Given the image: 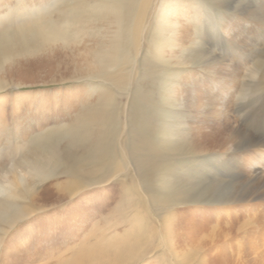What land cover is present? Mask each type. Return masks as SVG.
<instances>
[{
    "label": "rangeland",
    "instance_id": "obj_1",
    "mask_svg": "<svg viewBox=\"0 0 264 264\" xmlns=\"http://www.w3.org/2000/svg\"><path fill=\"white\" fill-rule=\"evenodd\" d=\"M45 1L0 0V19L14 25ZM100 1L75 0L74 12L68 2L57 18L86 19ZM120 1L119 19L104 27L114 49L100 72L83 64L84 45L0 40V180L24 172L8 198L23 215L0 217V254L8 256L0 264H264V157L236 149L245 134L264 139L261 22L229 0H172L190 20L174 19L163 34L161 0ZM260 1L250 9L257 17ZM3 25L0 32L19 28ZM252 102L254 121L235 113L236 103ZM90 113L103 119L93 132L66 136ZM213 182L233 201L214 199L205 189ZM195 238L219 248L194 251Z\"/></svg>",
    "mask_w": 264,
    "mask_h": 264
},
{
    "label": "bare ground",
    "instance_id": "obj_2",
    "mask_svg": "<svg viewBox=\"0 0 264 264\" xmlns=\"http://www.w3.org/2000/svg\"><path fill=\"white\" fill-rule=\"evenodd\" d=\"M74 1L73 0H47V1L43 2V4L40 7H38L36 10H33L31 13H28L27 16L23 20H20L16 24H14L15 27L19 26V28H16L14 31L13 30L12 31L6 30V31L0 32L1 33L0 34V40L1 41L3 40V42H5V44H8L11 42L12 43L15 42L14 40L16 38H20L22 44H28L34 38L37 39V37H39L46 43L56 42L58 40L59 41L62 40L63 43L65 42V45L77 43L78 45H84V48H83L84 50H80L79 54H81V55L86 54L85 58H83L84 59L83 64H85L86 67L90 71L100 72V71L106 70L107 58H109V56H110L109 51L111 49H114V46L108 40H106V41L104 40L106 37H109L108 35H110V33H111L108 31L105 32L104 27L105 26L109 27L108 25L116 23L115 21L118 20L120 17L121 7H122L123 3L120 0H101L100 2H95L90 7V9L87 11L86 19L81 17L80 14H78L77 12L72 13V14L68 13V14H66V16L58 15V18H57L56 13H62V9L59 10L61 8L59 6L67 5L68 2L72 7L73 12L76 11V9L78 7L75 5ZM228 2H229L228 4L234 9L233 11L235 13H239V11L241 10V12L243 14L249 15V17L251 18L252 21H257L258 24L260 21L261 25H262L261 27L263 30L261 32V34H264V14L257 17V14L250 12V9L251 8L253 9L252 6H255L257 8V12H258V9H260L262 6L260 0H254L252 6L242 7V8H240V5H239L240 2L239 1L229 0ZM150 3H151V1H149V5H150ZM172 3H173L172 0H168V1L167 0H161V2H159L158 6L156 7L155 16L157 17V23L159 24L157 31H159V32L163 31V34H164V31H167V29H168L166 26H169L170 23H172V21L174 19H177V18H184L185 19L186 18L187 20H190L188 13H186L184 9L179 10V8H176V6H174V4H172ZM222 3H223V0H216V5L218 7H221ZM58 7H59V9H58ZM53 14L55 16H53ZM25 15L26 14H24V16ZM60 16L62 18H60ZM72 17H76L77 19L73 20ZM2 18L3 19H0V24L3 23L4 24L3 27H5V26L11 27V25H13L10 23H5L4 22L5 17H2ZM138 19H139V17H138ZM5 20H7V19H5ZM208 21H209L210 25H212V27H217V24H220L222 22V18L218 13V15L216 14V15L211 16ZM9 22H11V21L9 20ZM137 22H138V20H137ZM174 22L177 23V21H174ZM164 23H165V26H164ZM160 24H162V25H160ZM159 28H160V30H159ZM116 34H117V32H116ZM139 34L140 35H139L138 40H139V48H140L141 43L144 40L143 27H142V30L140 31ZM130 39H131V37L126 42L129 46L131 44ZM0 48H2V47L0 46ZM161 49H162V47H160V46L157 48V50L159 52H161ZM213 53L214 52H211L212 56H211V58H209V61H213V59H216V57L214 56ZM203 54H204V51H202L198 57H200V56L202 57ZM196 59L194 62L195 63H196V61L199 62V60H198L199 58H196ZM112 62H113L112 60L109 62V69L113 66ZM129 76H130L129 79H131V74ZM108 80H111L112 82L114 81V79H108ZM1 90L2 89L0 88V91ZM16 97L18 99H21L23 97H26V94H17ZM3 99H4V96L0 95V100H3ZM255 106H257V105L254 102H252L248 105H242V106H240V105H238V103H236L235 113L240 115L241 117L250 118L249 120H251L253 118V121H254L256 119V117L259 115V112L253 111ZM263 106H264V103L261 107H263ZM78 120H79V121H77L78 126L75 129H71V133L70 132L66 133V136H70L72 138L73 136L79 135V133L81 131H84V130L86 132H87V130H89V134H90L91 132H93V131H91L90 127L93 124L95 125V123H98L99 121H103V119H101L99 117V115H95L93 113H92V115H91V113H90V115H88V114L85 116L83 115ZM80 129H83V130H80ZM75 130H76V132H75ZM256 132H258V131H256ZM255 133L245 134V136L242 139V141L245 142V145L244 146H242V145L236 146L237 147L236 149L238 150V149L244 148L247 151H252V152L257 151V153H259L261 156L264 157V139L261 138L260 136L255 135ZM84 134H87V133H84ZM242 141L240 143H242ZM195 144H198V142H196ZM197 148L196 147L193 148V146L191 148V151L194 153V155H196L197 153L199 154L200 153L199 150H202V149L198 150ZM133 160H134V162L135 161L137 162L135 157ZM26 165L28 166L30 164L26 162ZM137 167H139V169L143 170L144 165L142 164V167H143L142 168L137 163ZM34 168L35 167H33L32 170H34ZM35 169H37V168H35ZM70 172L77 174V172H75V170H70ZM23 173H24L23 171H19L18 176L14 177V179H12V181L9 180L6 175H3L1 177L2 179L0 180V203L6 204V206H5L6 208H5V210H2V212H1L2 214L0 215V217L1 216L2 217L8 216L11 211H15V212L17 211L16 214L20 213L18 215V218L23 215V213L21 211H19V209H18L19 207L17 205L10 202V200L8 201V198L17 197V190H18V186H19L18 183L24 181ZM5 178H7V179H5ZM252 186L254 187V184H252ZM205 189H210L209 190V192H211L210 195H212V197L214 199L220 200L219 201L220 203L230 201V199H231V201H233V199H234L231 196L227 197V195H224V192L222 191L223 187H222L221 182H217V183L213 182V183L209 184L207 187H205ZM251 192L254 193V191H251ZM217 193H221V194H217ZM242 194L243 195L245 194V196H247V195H249V191L245 190V192ZM223 196H224V198H223ZM25 214H24V217L26 216ZM1 220H3V219H1ZM17 220H15V218L11 217L8 219V221H7V219L5 221H7V223L9 222L10 226H12V225H15ZM191 243H192V247H193L194 251H201V245L206 246V249L208 247L209 250L214 249V247L219 248V247H216L215 244H214V246H212V245L209 246L205 242H203L201 240L198 241L197 239L191 240ZM131 245H132V243H131ZM224 246L225 245L222 244V247H220V249H223ZM111 252H112V250H111ZM118 252H119V250H118ZM131 253H132V251H131ZM6 254H7L6 250H3V252H1L0 255L5 256ZM99 257H98V259H99ZM131 257H132V255H131ZM95 259H96V257H95ZM123 259H125V258H123ZM218 259H220L221 261L223 260L224 264H226L225 258L219 257ZM97 261H99V260H97ZM108 262H110V261H108ZM116 263H118V262L116 261Z\"/></svg>",
    "mask_w": 264,
    "mask_h": 264
},
{
    "label": "clouds",
    "instance_id": "obj_3",
    "mask_svg": "<svg viewBox=\"0 0 264 264\" xmlns=\"http://www.w3.org/2000/svg\"><path fill=\"white\" fill-rule=\"evenodd\" d=\"M252 62H249V65L251 64ZM249 68L248 66H244L242 67V70H241V75L244 76L246 75V73L248 72ZM237 99H239V97H237Z\"/></svg>",
    "mask_w": 264,
    "mask_h": 264
}]
</instances>
